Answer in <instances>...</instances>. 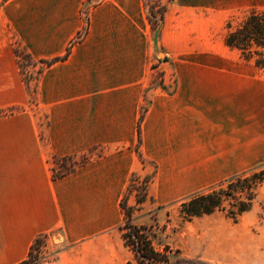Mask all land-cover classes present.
Masks as SVG:
<instances>
[{
  "label": "crops",
  "instance_id": "1",
  "mask_svg": "<svg viewBox=\"0 0 264 264\" xmlns=\"http://www.w3.org/2000/svg\"><path fill=\"white\" fill-rule=\"evenodd\" d=\"M84 1L0 0V110L29 99L12 39L34 59L63 55ZM89 16L87 35L40 76L44 133L38 113L0 116V264L26 259L34 240L53 231L65 247L45 264L114 262L120 201L131 175L151 170L134 150L143 104L140 149L156 167L147 197L158 204L264 161V71L196 67L195 79L178 71L162 90L147 78L152 27L143 1L103 0ZM94 146L104 154L52 177L50 157ZM196 239L189 256L210 264H264V245L248 224L202 226Z\"/></svg>",
  "mask_w": 264,
  "mask_h": 264
},
{
  "label": "rangeland",
  "instance_id": "2",
  "mask_svg": "<svg viewBox=\"0 0 264 264\" xmlns=\"http://www.w3.org/2000/svg\"><path fill=\"white\" fill-rule=\"evenodd\" d=\"M4 1V0H2ZM103 0H86L80 8L81 28L70 40L66 52L51 59H34L22 56L18 61L21 76L29 93L28 103L23 106H11L0 110V116L10 115L22 111H31L37 114V126L40 134L48 126V118L45 113H40L38 107V82L45 67L54 62L64 59L72 46L81 41L88 33L90 26V8L96 6ZM146 18L158 19L160 11L164 8V16L159 20L157 28L152 27L149 37L150 63L148 80L150 84L162 90L170 91L179 77V72L187 75L189 79H195L196 67H258V73L264 71V66H256L254 59L240 57L237 50L226 46L223 35L226 31V24H237L243 15L251 9L264 10V0H142ZM149 22V21H148ZM13 47L25 50L17 40L12 39ZM26 51V50H25ZM17 57V56H16ZM47 61V62H45ZM261 67V68H260ZM260 105H254V117L259 116ZM146 110L143 104L137 121V142L134 148L138 161L142 167L151 169L150 172L139 171L130 177L126 191L122 197L123 202L135 207L133 219L135 223L150 226L152 240L159 251H164L165 246L169 247L168 261L162 264H210L196 256H189L196 251L197 230L199 227L223 223H244L252 227L254 237L260 235L264 245V182L256 187V197L250 210L238 216L236 221L225 215L223 211H216L212 218H196L185 221L179 214V201H169L165 204H158L152 197H147V186L153 179L156 167L154 163L147 160L140 149L141 143V121ZM106 150L103 146H94L89 150L64 156L50 157V170L52 175L60 174L62 171H72L91 160L102 156ZM264 171V161L256 162L242 171L252 169ZM237 173V174H238ZM226 178L206 185L193 192L206 189ZM131 183V184H130ZM142 186L145 188V203L138 208L136 198L142 194ZM144 191V190H143ZM191 192V193H193ZM189 193V194H191ZM188 194V195H189ZM121 199V201H122ZM120 201V202H121ZM120 223H123L124 216L120 210ZM119 226V225H118ZM116 237L110 240L114 243L117 255L114 262L109 264H135L132 252L124 246L121 232L118 227L115 229ZM65 247L60 240L59 233L53 231L49 236L40 238L36 244L33 255L39 254L37 263L45 264L55 257L57 252Z\"/></svg>",
  "mask_w": 264,
  "mask_h": 264
},
{
  "label": "trees",
  "instance_id": "3",
  "mask_svg": "<svg viewBox=\"0 0 264 264\" xmlns=\"http://www.w3.org/2000/svg\"><path fill=\"white\" fill-rule=\"evenodd\" d=\"M164 10L163 8L160 11L158 19L156 17L155 20H152L148 17L153 28H157L159 20L163 19ZM223 41L226 46L237 50L240 57L247 60L253 58L256 66H264V10L251 9L243 15L237 24L231 25L228 22ZM14 51L18 61L21 55L30 58L25 50L22 51L15 47ZM253 169L256 168L232 175L215 185L182 198L179 201L178 209L180 216L185 221H190L194 217L223 211L227 217L236 221L239 215L251 209L256 197V187L264 182V171H254ZM69 172V170L62 171L60 174H53L52 177L59 178ZM141 189L142 194L136 198V209L146 197L145 188L142 186ZM120 208L124 216L123 223L119 225L121 238L123 244L132 252L135 264L166 263L169 247L165 246L164 251H159L155 247L151 227L134 222L135 207L127 205L122 199ZM43 236L45 235H40L34 240L27 258L17 264L37 263L39 254L34 256L33 251ZM127 264H131V261H128Z\"/></svg>",
  "mask_w": 264,
  "mask_h": 264
}]
</instances>
